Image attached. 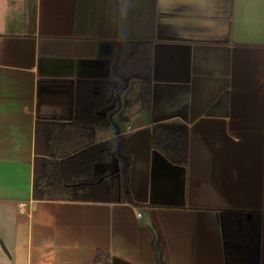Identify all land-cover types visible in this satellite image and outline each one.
<instances>
[{"label": "crops", "instance_id": "1", "mask_svg": "<svg viewBox=\"0 0 264 264\" xmlns=\"http://www.w3.org/2000/svg\"><path fill=\"white\" fill-rule=\"evenodd\" d=\"M237 4L130 0L122 16L121 0H28L0 35V264H96L101 251L111 264H227L221 213L264 219V44L250 34L263 0H247L240 39ZM119 43L146 47L151 74L95 117L94 142L113 141L97 165L112 200L34 199L36 157H55L48 126L77 121L79 81L112 77ZM163 126L187 127V162L155 145Z\"/></svg>", "mask_w": 264, "mask_h": 264}, {"label": "trees", "instance_id": "2", "mask_svg": "<svg viewBox=\"0 0 264 264\" xmlns=\"http://www.w3.org/2000/svg\"><path fill=\"white\" fill-rule=\"evenodd\" d=\"M139 51L143 53L140 54ZM118 52L112 77L79 81L77 121L48 126V145L55 149V157L44 159L37 155L34 199L93 202L112 200L104 181L109 171L101 172L97 170V165L107 164L112 160L110 153L113 141L94 142L95 117L101 109L117 102V91L129 78H141L146 86L151 74V53L146 47L141 48L140 43H119ZM40 129L39 127L37 134ZM157 129L155 145L166 149L174 162H187V127L163 126ZM84 135L88 138L82 139ZM39 140L40 137L37 136L36 144ZM221 224L227 244V264H262L264 219L261 211L224 210L221 213ZM96 264H111V255L105 251L98 252Z\"/></svg>", "mask_w": 264, "mask_h": 264}, {"label": "clouds", "instance_id": "3", "mask_svg": "<svg viewBox=\"0 0 264 264\" xmlns=\"http://www.w3.org/2000/svg\"><path fill=\"white\" fill-rule=\"evenodd\" d=\"M28 0H0V35L8 32L10 23L22 15L27 9ZM130 0H121V15L127 12ZM137 107L133 105L129 110V120L134 122L137 119Z\"/></svg>", "mask_w": 264, "mask_h": 264}, {"label": "water", "instance_id": "4", "mask_svg": "<svg viewBox=\"0 0 264 264\" xmlns=\"http://www.w3.org/2000/svg\"><path fill=\"white\" fill-rule=\"evenodd\" d=\"M246 7H247V0H238L237 13H236V18H235V32H236L237 38L239 39L241 38L240 34L245 33L243 32L244 31V20L248 18L246 11H245ZM259 16H260V29L257 31H250V34H251V37L254 35L261 36L260 39L253 38V40L256 43L264 44V0H263V4L261 7V12ZM253 40H250V41H253ZM111 47L113 50H112L111 55H109V57L112 58L114 56V50H115V47L113 46L112 43H111Z\"/></svg>", "mask_w": 264, "mask_h": 264}, {"label": "built area", "instance_id": "5", "mask_svg": "<svg viewBox=\"0 0 264 264\" xmlns=\"http://www.w3.org/2000/svg\"><path fill=\"white\" fill-rule=\"evenodd\" d=\"M137 215H138V216H142V212H141V211H138V212H137Z\"/></svg>", "mask_w": 264, "mask_h": 264}]
</instances>
